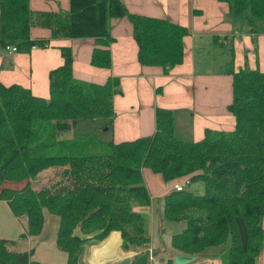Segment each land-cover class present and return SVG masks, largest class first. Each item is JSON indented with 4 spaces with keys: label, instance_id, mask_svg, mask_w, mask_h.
<instances>
[{
    "label": "trees",
    "instance_id": "trees-1",
    "mask_svg": "<svg viewBox=\"0 0 264 264\" xmlns=\"http://www.w3.org/2000/svg\"><path fill=\"white\" fill-rule=\"evenodd\" d=\"M219 1L227 4L230 15L244 16L248 31H264V0ZM124 16L141 66L167 73L181 63L187 28L130 13L121 0H69V8L57 12L32 10L29 0H0V49L46 47V39L30 36L31 27H44L52 39L92 38L89 64L109 68V25ZM59 52L62 63L48 73V98L0 82V200L13 215L25 217V235L41 232L46 210L58 218L55 244L66 253V264H82L88 245L113 230L120 233L121 249L139 250L128 264H152L148 219L135 210L151 203L141 173L147 167L165 182L176 184L186 177L189 183H203L200 194L173 187L162 197V218L184 224L170 237L176 255L214 259L217 252L207 254L206 249L227 244L222 264H255L264 239V72L235 71L229 49L225 71L231 75L232 97L227 110L235 119L230 131L206 128L200 140H182L174 134L172 111L157 107L150 136L97 143L109 150L103 154L76 156L71 145L65 146L69 153L50 154L46 151L54 145L70 141L53 143L76 120L111 117L113 95L120 92L118 77L102 83L77 81L71 47L60 46ZM37 122H53L51 143L39 141ZM51 167L58 170L55 178L60 175L63 187L50 192L35 188L39 173ZM13 243L0 238V264H49L31 259V250H14Z\"/></svg>",
    "mask_w": 264,
    "mask_h": 264
},
{
    "label": "crops",
    "instance_id": "crops-1",
    "mask_svg": "<svg viewBox=\"0 0 264 264\" xmlns=\"http://www.w3.org/2000/svg\"><path fill=\"white\" fill-rule=\"evenodd\" d=\"M29 6L35 11H65L69 8V0H29ZM125 6L130 13L166 18L187 28L183 37L181 63L167 73L141 66L137 60V44L131 33L130 22L124 16L112 19L109 25L113 37L109 68L89 64L94 45L92 38L52 39L48 28L33 26L30 36L46 39L47 46L33 48L30 52L9 53L0 49V82L6 86L19 84L36 96L48 98V73L62 63L59 47L70 46L74 79L82 83H102L108 77L119 79L120 92L113 95V115L91 120L79 119V122H87L95 127L90 131H97L99 142H120L152 135L157 107L172 111L174 134L182 140H200L206 128L232 130L235 119L227 110L232 97L231 75L226 73L224 63L227 65L230 49L235 71L240 68H258L264 72V31L256 34L248 31L244 16L230 15L227 4L219 0H125ZM211 47L218 54L220 51L218 58L215 52L210 53ZM220 60L222 64L219 69H212L211 62ZM200 61L205 65H200ZM199 67H202L201 71ZM74 135L67 134L65 140L74 138ZM55 170L51 167L39 173L44 178L38 177L41 180L36 185L44 191L53 190L56 186L63 187L65 183L60 175L55 178V172L52 174ZM46 172L49 175L45 177ZM141 173L150 197H163L175 184L174 181L165 182L159 174L147 167L142 168ZM43 215L41 232L36 236L25 235V217L13 215L7 202L0 200V238L13 240L14 250H31V259L35 261L66 264V253L55 244L58 218L49 217L47 223L45 211ZM118 237L119 251L121 237ZM19 242L22 248H17ZM90 245L87 254L89 250L88 258L93 262L118 258L115 255L109 259L92 257ZM147 250L154 251V260H160L151 240ZM128 251H132V255L139 253V250ZM174 255V251L167 253L164 259ZM85 257L82 264H90ZM212 260L213 264L218 261L216 258Z\"/></svg>",
    "mask_w": 264,
    "mask_h": 264
},
{
    "label": "rangeland",
    "instance_id": "rangeland-1",
    "mask_svg": "<svg viewBox=\"0 0 264 264\" xmlns=\"http://www.w3.org/2000/svg\"><path fill=\"white\" fill-rule=\"evenodd\" d=\"M121 1L125 4V0H121ZM215 48L220 49V47L217 48L216 46H215ZM213 52H215V54H217V58H218V55L221 54L220 51L218 54V51L214 50V47H211L210 53H213ZM226 55H227V53H226ZM228 59H229V57H228ZM199 64L202 66L205 65V63H203L201 61L199 62ZM221 64H222V62L220 60L217 62H211L210 66L212 69H219ZM224 67L226 70V64L225 63H224ZM201 70H202V67H199V71H201ZM86 123L87 122H79V120H78L77 124L75 126L71 127L68 132L63 133L60 137L57 136L54 139L53 143L54 144L56 143L55 142L56 139H66L67 134H75L74 138L72 137L70 139V141L64 142V144L54 145L53 148L50 149L49 151L47 150L46 153H50V154H66V153H69L70 151L66 150V147H65L66 145H71V149H72L71 152L73 155H76V156L108 153L109 150L107 148H103L102 145L97 144V143L102 142V141H100V142L98 141L100 139H99L98 135L96 134L97 131L96 130H95L96 132L90 131V130H93L92 128H95V127H92L91 125H88ZM52 127H53V122H37L35 124V128L38 129L39 133H40L39 141L51 143V141L53 140L52 139ZM184 139H186V138H184ZM73 140H74V142H73ZM102 143H104V142H102ZM56 171L57 170L53 171L52 174ZM48 175H49V173L46 172L45 177ZM38 177L41 179L44 178V176L42 177L41 174H39ZM41 179L36 180V182L38 183ZM185 179H186V177H183L181 179V181H185ZM36 182L34 184L35 185L34 187L38 188V186L36 185ZM185 187H186V189H188L191 192L196 193V194H200L203 191V183L201 181H191L190 183L185 185ZM55 189L58 190L59 188L56 186L53 190H50V191H55ZM162 208H163V201H162L161 196H159V197L152 196L150 206H147V207L137 206V205L135 206V210L144 213L148 219L149 236L151 238V244L155 247L157 254L160 258V260L156 261V259L154 260V258H153L151 260L149 257V260L152 264H163V262L165 260L164 259L165 254L172 253L174 251V249L170 245V237L173 233L182 230V228L184 226L183 222L164 220L162 218ZM44 211H45V216L47 218V223H49V221H50L49 217H52L53 215L50 214L49 212H47L46 210H44ZM260 225L262 226L263 231H264V216L261 217ZM113 231H117V230H113ZM113 231H111V232H113ZM111 232L107 236H109L111 234ZM117 232H118V235L120 236L119 231H117ZM104 239H102L101 241L91 243V244L94 245L97 243H101L104 241ZM19 245L20 246H18L17 248H22V246H21L22 244L20 242H19ZM226 248H227V244L225 246H221V247H211V248H208L206 250H207V254H210L211 252H217L216 259L219 262L217 261L215 264H222V262L226 261V255H227V249ZM153 253H154V251H153ZM88 254H89V250H88ZM88 254L86 257L84 256L86 258V260H89ZM130 256L132 257L133 255L129 251L127 252V251H124L123 249H119L118 258L108 260V261H102L99 263L98 262H96V263L92 262L90 264H112L114 262H118V261L124 259L125 257H130ZM203 257L204 256H201V255L195 256L193 264H195V263L203 264L204 260H211L210 264H213L212 259H208L206 257L203 258ZM255 264H264V239H263V242H262L261 247H260V253L257 256V258L255 259Z\"/></svg>",
    "mask_w": 264,
    "mask_h": 264
},
{
    "label": "bare ground",
    "instance_id": "bare-ground-1",
    "mask_svg": "<svg viewBox=\"0 0 264 264\" xmlns=\"http://www.w3.org/2000/svg\"><path fill=\"white\" fill-rule=\"evenodd\" d=\"M117 233H118L117 231H114L109 236H107L103 242L91 245L90 246L91 256L99 259L101 258L109 259L114 255L119 256V251H118L119 237ZM88 261L89 263L93 262L90 259ZM210 263L211 260H204L203 264H210Z\"/></svg>",
    "mask_w": 264,
    "mask_h": 264
},
{
    "label": "water",
    "instance_id": "water-1",
    "mask_svg": "<svg viewBox=\"0 0 264 264\" xmlns=\"http://www.w3.org/2000/svg\"><path fill=\"white\" fill-rule=\"evenodd\" d=\"M133 252L131 251V254ZM195 256L192 255H182L177 254L172 257H167L163 264H193ZM130 257H125L124 259L118 261L119 264H128ZM196 264V263H195Z\"/></svg>",
    "mask_w": 264,
    "mask_h": 264
},
{
    "label": "built area",
    "instance_id": "built-area-1",
    "mask_svg": "<svg viewBox=\"0 0 264 264\" xmlns=\"http://www.w3.org/2000/svg\"><path fill=\"white\" fill-rule=\"evenodd\" d=\"M8 52L10 53V52H12V51H15V47L14 46H8ZM189 182H188V178L187 179H185V181H180V182H178V183H176V184H174V188L176 189V190H182L184 187H185V185H187ZM150 253V255H149V257H150V259L152 260L153 259V257H152V255H151V252H149Z\"/></svg>",
    "mask_w": 264,
    "mask_h": 264
}]
</instances>
